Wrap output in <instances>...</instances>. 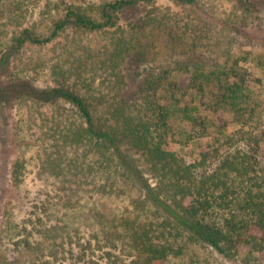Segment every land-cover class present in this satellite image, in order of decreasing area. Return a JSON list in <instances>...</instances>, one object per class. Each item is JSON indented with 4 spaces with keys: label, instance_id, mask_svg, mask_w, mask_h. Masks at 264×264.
I'll return each instance as SVG.
<instances>
[{
    "label": "trees",
    "instance_id": "16d2710c",
    "mask_svg": "<svg viewBox=\"0 0 264 264\" xmlns=\"http://www.w3.org/2000/svg\"><path fill=\"white\" fill-rule=\"evenodd\" d=\"M155 1L9 0L6 27L13 33L0 39L4 55L65 31H115L101 49L73 40L66 49L71 64L57 66L46 87L13 83L28 87L17 97L56 102V146L73 149L70 165L60 163L54 173L73 180L70 214L51 221L41 213L21 234L29 264H214V257L219 264H264V74L240 56L209 69L168 53L171 71L155 76L154 16L145 12L129 28L120 23L125 10ZM173 1L203 10L214 3ZM229 1L238 12L234 33L264 44V0ZM35 23L48 36L37 35ZM186 32H169L172 51L189 52L177 47ZM200 36L201 54L214 52V34ZM258 60L264 73V57ZM97 70L115 82L106 87ZM174 72L187 76L184 85L171 80ZM161 93H169L167 102ZM193 145L195 158L184 153ZM111 197L128 205L122 212L96 205Z\"/></svg>",
    "mask_w": 264,
    "mask_h": 264
},
{
    "label": "rangeland",
    "instance_id": "374dc122",
    "mask_svg": "<svg viewBox=\"0 0 264 264\" xmlns=\"http://www.w3.org/2000/svg\"><path fill=\"white\" fill-rule=\"evenodd\" d=\"M8 3L9 0H0V39H9L13 33L6 27L10 9ZM206 8L207 10L194 9L173 0H156L154 4L141 5L135 10H125L120 23L125 28H129L133 27L131 24L133 20L145 12H150L149 14L154 16L157 34L154 40L155 47L150 53L152 57L156 53V60H152L153 63L149 64L160 67L158 66L159 70L153 71L151 75L154 72V75L158 76L160 71L161 73L171 71V65L174 64L169 63V53L178 54L183 58V55L186 56L183 60L178 59V56L176 59L178 61H186L188 57H193L209 69L240 56L241 59H248L247 62L242 63H248L247 68L261 77L264 73L260 68L263 66L258 64L260 62L258 57H264V44L250 43L243 35L248 34L246 31L239 30V34L243 33L242 37L234 33L239 22L233 2L214 0V3L210 2ZM194 22L197 24L194 25ZM35 24L34 30L37 35L48 36L46 26ZM144 30L147 31V27ZM171 30L187 31L185 34L187 37L184 35L182 44L179 43L177 47L186 48L189 52L179 54L180 49L178 50L176 46L174 51L171 50L172 46L169 45L168 40ZM203 33L207 37L209 34H214V52L201 54L205 48L203 42L206 41L201 36L196 38V35ZM114 36L115 31H110L108 34L65 31L42 44L26 42L20 50L6 55L3 54V48H0V264L30 263L31 253L23 242H19V239H24L20 238L21 234L27 233L34 226L41 213L49 215L51 221L64 213L70 214L71 210L66 205L71 199L69 192L72 194L74 185L70 174L69 176L64 173L62 180L54 176L60 163L70 165L73 156V149L66 142L64 147L56 146L58 142L57 132H54L58 125L56 102L38 100L35 95L42 97L38 94H34L33 98L29 95L17 97L18 91L26 93L28 87L13 83L20 79L33 82L41 88L46 87L52 83V71L58 68L57 66L66 69L71 64L68 62L71 53L66 52V49L71 46L73 40L77 38L81 42L80 46L84 44L92 49H101ZM140 70L139 67L137 73ZM97 71L99 72L97 78L104 79L106 87L110 82L113 83V80L115 82L114 78L109 79L110 73ZM186 77L174 72L171 80L176 84L184 85ZM138 79L139 76L136 77V80ZM103 86L105 87L104 83ZM159 95H161L160 99L164 100L163 103L167 102L169 93ZM180 96L182 98V93L175 94V97ZM184 153L195 158L198 150L193 145ZM74 198L72 196L71 201ZM96 205L103 209L122 212L128 204L122 198L111 197L101 198ZM223 262V264H232L226 260ZM214 264H219V258L214 257Z\"/></svg>",
    "mask_w": 264,
    "mask_h": 264
}]
</instances>
